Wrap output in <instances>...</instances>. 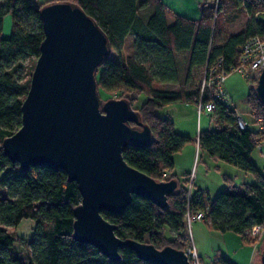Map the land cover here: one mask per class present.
I'll use <instances>...</instances> for the list:
<instances>
[{
  "label": "trees",
  "instance_id": "16d2710c",
  "mask_svg": "<svg viewBox=\"0 0 264 264\" xmlns=\"http://www.w3.org/2000/svg\"><path fill=\"white\" fill-rule=\"evenodd\" d=\"M56 0H0V144L22 125V103L27 95L30 78L25 75V60L40 54L45 36L40 9ZM79 4L107 34L112 49L97 71L99 90L134 95L145 94L139 113L153 131L149 146L130 145L123 151L132 166L158 180L177 179L174 154L191 137L175 130L170 118L157 110L167 104L186 101L199 102L201 86L195 90L161 89L155 81L178 83L182 80L178 57L185 53L187 71L184 81H190L192 70L211 65L218 57L225 64L237 65L240 46L252 35L264 37V12L255 16L264 0H217L201 6L199 18L176 14L168 20L162 0H150L151 12L140 14L145 0H67ZM243 5L249 20L239 32L225 36L217 18ZM7 15L12 16V30L5 35L3 26ZM134 35L133 53L123 55L126 38ZM112 51L119 54L115 59ZM252 85L247 99L258 128L241 127L237 109L216 103L214 127L199 133L200 148L211 157L223 160L251 173L255 181L236 184L226 176V186L211 198L202 189L193 191L188 199V187L179 184L176 193L169 195L167 208L151 199L133 195L121 213L104 210L106 219L116 225L122 238L153 243L158 248L172 245L185 249L188 243L185 213L202 210L204 220L215 230L234 231L250 241L249 230L264 223V174L252 158L258 140L264 141V103ZM128 98V97H127ZM210 100L208 89L203 102ZM132 101V100H130ZM132 103V102H131ZM164 173H167L166 177ZM187 181V180H186ZM0 264H154L142 259L133 249L122 247L119 260H112L96 246L78 241L74 235V208L82 200L78 182L69 180L64 169L49 166L21 168L11 160L0 145ZM35 220L29 248L22 252L15 247L16 237L6 226L22 220ZM175 234L169 238L165 228ZM217 264H234L219 255Z\"/></svg>",
  "mask_w": 264,
  "mask_h": 264
},
{
  "label": "water",
  "instance_id": "95a60500",
  "mask_svg": "<svg viewBox=\"0 0 264 264\" xmlns=\"http://www.w3.org/2000/svg\"><path fill=\"white\" fill-rule=\"evenodd\" d=\"M40 13L45 36L22 103V125L3 139L4 153L23 169H64L78 182L82 200L74 208L73 231L78 241L112 260L127 247L154 264H191L184 249L120 237L104 217V210L123 212L133 195L167 208L180 182L158 180L124 158L126 147L149 146L154 134L128 98H102L96 74L112 46L97 21L67 0L48 2ZM255 89L264 103V66Z\"/></svg>",
  "mask_w": 264,
  "mask_h": 264
},
{
  "label": "rangeland",
  "instance_id": "374dc122",
  "mask_svg": "<svg viewBox=\"0 0 264 264\" xmlns=\"http://www.w3.org/2000/svg\"><path fill=\"white\" fill-rule=\"evenodd\" d=\"M145 2L146 3H144V5L139 10L140 14L144 17H146L151 12V8H152L151 7L152 4L150 0H145ZM259 11H264V6L258 7L257 11L255 12V16L259 15ZM248 20H249V15L243 5H239L237 8H234L230 12H226V13L223 12L222 15L217 18V22L219 26L222 28V30H224L225 36H228L229 34L236 33L242 30L245 27ZM3 30L5 35L11 32L12 30L11 15L6 16ZM134 51H135L134 35L129 34L128 37L126 38L125 46L123 49V55L133 53ZM112 55L115 59L119 58V54L116 53L115 51H112ZM185 57H186L185 53L180 54L178 57L179 70L182 75V80L180 82L171 83V82L155 81L154 85L161 89H178L183 91L195 90L200 88L203 81L205 69L203 66L194 68L192 70L191 80L184 81L185 72L187 71ZM36 60L37 58L30 56L24 62L26 65L25 75L28 78H30V80L36 64ZM227 85L235 100L236 108L242 114L243 118L246 119L248 123H250L251 127L258 128V125L255 122V118L250 110L247 99V95L252 85V82L248 80L246 77H244L240 72H232L228 76ZM100 93L102 98L104 99L128 97L129 100H132L131 102L133 107L138 111L140 110L143 101L146 99V95L143 93L140 94L139 96L134 95L132 93H125L122 97H118L119 96L118 94H120V92L118 91L106 92L105 90L101 89ZM176 104H177L176 106L179 107H175V109H173V106L175 105L165 106L159 108L157 112L160 116L165 118L174 117L177 125L175 127V130L179 133H181L180 131L182 129L188 131L187 133L185 132L183 134L189 135L191 137V141H193L195 144L194 152L193 149H191V147L188 146L183 151H181L179 155H177L178 168L179 170L181 168L183 169L181 170L183 171L181 173L182 175L179 174V176L180 177L187 176L188 178L187 181H185L184 179L182 180V182H185V184L188 187L190 185V178H192L193 188L206 186L207 189H209L210 191L209 195L211 198L216 197L219 194V192L222 190V187L218 188V185L222 182L223 178L225 179V177H223L224 173L230 175L231 179L234 180L236 184H239L241 179L243 178L242 176L245 175H247L249 177V181L253 183L255 181V178L251 173L244 174L240 168H238L237 166L231 163H226V162L223 164V167H219L215 165L216 162H214L213 159H209L210 157H207L208 154L206 152H204L203 150L201 151L197 150L198 119L197 117L196 118L194 117L193 119L191 116H186V114H183L185 111L187 112L189 110L186 109L185 103L179 102ZM211 125H214V123L211 122ZM183 126L185 128H183ZM257 144H260V146H257V148L254 150V158L256 160L257 166L264 174V141H261V139H259ZM191 155H192V159H191ZM3 191L4 188L0 187V192ZM200 222H202L205 225V227H208V224L206 222L204 221H200ZM200 222L194 221L191 227H188L186 233L188 237L193 238L199 250H200V245H202V248L205 251V254H203L205 261L200 256L203 264H206V262L208 263L213 262V264H217L214 262L219 261L218 260L219 255H225L226 257L232 259L231 261L234 264H261V251L264 243L263 241L264 236L258 240L259 242L257 246V251H255V249H253L255 245L250 243L249 241H245L240 234L234 231L221 232L213 229L212 227H209L212 232L211 234L209 233V231H205L204 227L201 225ZM34 226H35V220H33L32 218L24 219L21 221L20 224L15 226H6V228L15 235L16 237L15 247L18 250H21L22 252H26L28 250L29 241L34 234ZM165 234L169 238L175 236V234L170 230L169 227L165 228ZM250 241L252 242L254 240H250Z\"/></svg>",
  "mask_w": 264,
  "mask_h": 264
},
{
  "label": "built area",
  "instance_id": "2783aa9c",
  "mask_svg": "<svg viewBox=\"0 0 264 264\" xmlns=\"http://www.w3.org/2000/svg\"><path fill=\"white\" fill-rule=\"evenodd\" d=\"M264 12V11H259ZM239 61L237 65H226L224 57H218L211 65L206 64L204 67V76L201 84V97L198 102V111L205 112L214 117L212 114L215 110L216 103L221 102L228 107L236 108L235 100L227 85V79L232 72H240L248 80H258L261 69L264 66V37L256 34L248 37L239 48ZM205 88L208 89L210 100L203 102V93ZM237 109V108H236ZM238 122L241 127H248V123L238 111ZM167 173H164L166 176ZM193 179L190 178L188 186V199L193 194ZM205 218L202 210L192 211L190 208L185 213L187 227H191L192 223ZM251 240H258L264 236V223L255 224L249 230ZM185 252L191 264H203L198 250L196 249L193 238L189 237Z\"/></svg>",
  "mask_w": 264,
  "mask_h": 264
},
{
  "label": "crops",
  "instance_id": "0c3cea01",
  "mask_svg": "<svg viewBox=\"0 0 264 264\" xmlns=\"http://www.w3.org/2000/svg\"><path fill=\"white\" fill-rule=\"evenodd\" d=\"M39 1H46V0H39ZM215 1H217V0H162V2L164 3V5L166 7V12H167V15H168V20L170 22L173 20V18H174V16L176 14H179V15H182V16H185V17H189V18H199L200 15H201V6H202V4H204V3H213ZM179 102L185 103L186 109L187 110L189 109L187 112L185 111L183 114H186V116H191L193 119H194V117L195 118L197 117V119H198V128H197V132H198V135H197V145H198V148H197V150L201 151L203 149L200 148V144H199V133H200V131L202 129H207V128L214 127V125H211V122L214 123V117L208 115L205 112H201L200 113L198 111V103L197 102H186V101H179ZM179 102L170 103V104H167L166 106L175 105V106H173V109H175V107H179V106H176L177 105L176 103H179ZM168 116H170V115H168ZM166 118H170L174 122V126L175 127L177 126L174 117H166ZM247 123H248V121H247ZM248 125L250 126V123H248ZM183 128H185V127L183 126ZM180 132L181 133H185V132L187 133L188 131H186L185 129H182ZM260 144H258V146H260ZM188 146H190L191 149H193V152H194L195 144H194L193 141H191V142L187 143L180 151H178V152H176L174 154L175 166H174V169H173V171L171 173H176L177 174V177L179 178V180H180L181 183H185V182H182V180L185 179V181H186V180H188V178H187V176H183V177H180L179 176V174H181L183 172V171H181L183 169L180 167L181 169L179 170V168H178V156L177 155H179V153L181 151H183ZM203 151L206 152L205 150H203ZM207 157H210L209 159H213L214 162H216L215 165H217L219 167H223V164L226 162V161H223V160L215 159L214 157H211L209 154H208ZM252 158H253V160L256 163V160L254 158V151L252 153ZM191 159H192V155H191ZM213 160H211V161H213ZM226 163H228V162H226ZM174 170H176V171H174ZM179 171H181V172H179ZM243 173L244 174H247L244 171H243ZM226 176L231 177L230 175H227V173H224L223 177H225V179L223 178L222 182L218 185V188H221L222 187V189H223L226 186ZM242 177L243 178L241 179L240 183L247 182V181L250 182L249 181V177L247 175L242 176ZM247 178H248V180H247ZM202 186H204V185H202ZM197 189H202L204 191H207L208 193L210 192L209 189H207L206 186L205 187H198V188L195 187V188H193V190H197ZM200 221L206 222L204 219L197 220L195 222H200ZM200 223L204 227L205 231H209V233L212 234L211 229L209 228L210 227L209 225H208V227H205V225L202 222H200ZM249 242L255 245L253 249H255V251H257L258 243L257 242H254V241H252V242L249 241ZM195 246H196V249L199 250L197 248V245L196 244H195ZM198 252L200 253V256L202 257V259L204 260V255L203 254H205V251L202 248V245H200V250ZM230 260H232V259H230ZM206 264H213V262L212 263L211 262L210 263L206 262Z\"/></svg>",
  "mask_w": 264,
  "mask_h": 264
}]
</instances>
